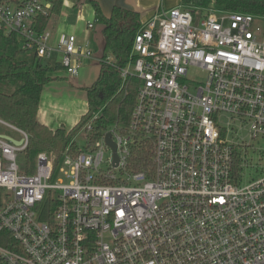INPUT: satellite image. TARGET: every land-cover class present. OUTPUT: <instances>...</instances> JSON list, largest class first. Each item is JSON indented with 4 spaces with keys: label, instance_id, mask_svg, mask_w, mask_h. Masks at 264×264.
Listing matches in <instances>:
<instances>
[{
    "label": "built area",
    "instance_id": "obj_1",
    "mask_svg": "<svg viewBox=\"0 0 264 264\" xmlns=\"http://www.w3.org/2000/svg\"><path fill=\"white\" fill-rule=\"evenodd\" d=\"M50 8L0 5V32L48 60L49 33L31 23ZM56 50L71 78L92 55L73 35ZM131 56L121 76L140 84L127 127L89 142L95 114L82 147L38 154L32 174L22 166L28 134L0 119L17 136L0 134V264H264V177L243 183L244 139L264 140V18L211 5L160 10ZM142 141L151 158L133 166Z\"/></svg>",
    "mask_w": 264,
    "mask_h": 264
},
{
    "label": "trees",
    "instance_id": "obj_2",
    "mask_svg": "<svg viewBox=\"0 0 264 264\" xmlns=\"http://www.w3.org/2000/svg\"><path fill=\"white\" fill-rule=\"evenodd\" d=\"M25 1L0 0V5L21 7ZM47 1L51 5L49 16L39 15L31 23L37 34L45 31L49 20L57 17L62 8L63 0ZM88 1L96 14L97 24L102 28L103 51L98 60L97 79L81 89L87 103L86 112L70 129L51 130L37 119L43 89L53 80L52 73L63 70L61 64L50 65L34 52L22 50L24 41L17 34L0 32V119L29 136L22 162L27 174L33 173L38 154L59 158L68 145L77 148L75 136L95 114L98 118L86 133L89 142L101 138L111 127L125 129L128 125L140 83L134 77L123 79L121 71L133 62L131 48L141 26L140 16L136 11L114 7L109 17H105L93 0ZM181 3L185 7L207 8L212 1L181 0ZM213 3L223 11L264 18V0H214ZM150 155V146L140 142L132 165L147 164Z\"/></svg>",
    "mask_w": 264,
    "mask_h": 264
},
{
    "label": "crops",
    "instance_id": "obj_3",
    "mask_svg": "<svg viewBox=\"0 0 264 264\" xmlns=\"http://www.w3.org/2000/svg\"><path fill=\"white\" fill-rule=\"evenodd\" d=\"M93 1L99 6L102 15L105 17H109L114 7L136 11L139 13L141 24L148 21L157 11L182 6L181 0ZM211 1V6H213L214 0ZM92 19L94 20V26L88 29V24L92 23L90 22ZM79 24H81V27H79ZM45 31L49 33L48 45L53 49L49 59L45 60L50 65L60 63L61 53L56 48L60 41L68 35H73L78 45H87L91 53H93L91 50L92 39H99L102 43L101 53L103 51L102 28L97 24L96 14L88 0H63L60 14L49 20ZM100 56L94 59L91 55L90 58H82L80 60V69L84 64L89 66L91 63L92 69L95 71L93 79L82 83L81 85L83 87H80H89L97 79L99 75L98 60ZM61 71L51 74L53 80L43 89L37 115L38 121L51 130L60 127L66 129L72 128L87 109L84 92L79 88L73 87L70 82L67 83L66 81L59 80L58 76ZM79 72L76 77L71 78L72 81H81L83 79V76L79 75Z\"/></svg>",
    "mask_w": 264,
    "mask_h": 264
},
{
    "label": "rangeland",
    "instance_id": "obj_4",
    "mask_svg": "<svg viewBox=\"0 0 264 264\" xmlns=\"http://www.w3.org/2000/svg\"><path fill=\"white\" fill-rule=\"evenodd\" d=\"M213 7L219 9V11L223 10L219 8L215 3H213ZM198 9H205V8L198 7ZM93 21L94 20L92 19L90 22L93 23ZM79 27H81V24H79ZM101 45L102 43L99 39L98 40H96L95 38L92 39L91 50L93 52L92 56L94 57V59L100 56ZM79 71H80L79 75L83 76V79H81V81L78 80L72 81L71 77H69V75H67L65 71H61V73H59L58 79L62 81H66L67 83L70 82L73 87L79 88L81 90L83 87L81 84L84 82L91 81V79H93L95 75V71L94 69H92L91 63L89 64V66L84 64ZM188 77L189 79L194 80L196 82H202L204 80V74L201 73L199 70L189 71ZM68 86L70 85L68 84ZM0 133L11 137H17L15 133H13L10 129L2 125H0ZM74 141L78 146L82 147L85 144L84 133L82 132L78 133L75 136ZM244 141L249 146L247 148V157L248 160H250L249 164L251 165H249V167L245 169V174L243 176V183H248L251 182L252 180H257L261 177H264V140H250L248 139V137H245ZM59 179L60 177H55L52 179L51 182L56 183Z\"/></svg>",
    "mask_w": 264,
    "mask_h": 264
},
{
    "label": "water",
    "instance_id": "obj_5",
    "mask_svg": "<svg viewBox=\"0 0 264 264\" xmlns=\"http://www.w3.org/2000/svg\"><path fill=\"white\" fill-rule=\"evenodd\" d=\"M104 142L110 148V150L112 152V158H113L114 165H117L118 158H117V155L115 153L116 152V146H115L114 142L111 140L110 133H107L105 135Z\"/></svg>",
    "mask_w": 264,
    "mask_h": 264
}]
</instances>
